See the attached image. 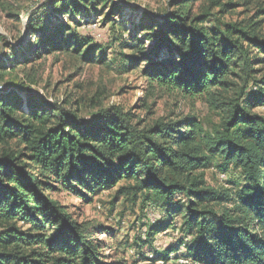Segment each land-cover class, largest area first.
Instances as JSON below:
<instances>
[{
  "label": "trees",
  "instance_id": "trees-1",
  "mask_svg": "<svg viewBox=\"0 0 264 264\" xmlns=\"http://www.w3.org/2000/svg\"><path fill=\"white\" fill-rule=\"evenodd\" d=\"M101 1L111 0H58L55 5L67 6L60 7L62 15L70 10L90 16ZM177 4L179 10L159 25L160 38L152 48L156 53L164 46L178 56L162 60L174 65L153 75L159 83L202 93L221 86L236 63L251 68L246 41L264 56V39L257 34L238 24L207 26L205 16L186 11L188 0ZM74 36L80 49L92 43L69 24L53 38L71 41ZM15 101L16 96L0 92V143L18 140L27 154H1L0 227L21 222L29 229L20 233L9 227L1 233L0 264H104L75 211L70 213L54 195L111 189L123 180H136L119 189L132 202L142 193H152L163 204L177 195L187 197L181 227L192 237L187 249L192 263L264 264V117L252 111L264 106V89L248 106L224 104L225 116L212 133L191 118L158 121L151 131L140 130L117 107L87 122L69 110L52 109L58 114L55 124L42 129L15 117ZM216 157L241 171L237 189L207 185L202 172ZM218 174L227 179L225 172Z\"/></svg>",
  "mask_w": 264,
  "mask_h": 264
},
{
  "label": "rangeland",
  "instance_id": "rangeland-1",
  "mask_svg": "<svg viewBox=\"0 0 264 264\" xmlns=\"http://www.w3.org/2000/svg\"><path fill=\"white\" fill-rule=\"evenodd\" d=\"M56 1L0 0V92L16 96L15 117L20 121L51 129L58 115L52 109L69 110L87 122L117 107L140 130L151 131L158 121L183 123L191 118L212 133L225 116L224 104L237 101L248 106L264 89V56L248 41L244 47L251 68L236 63L219 87L186 92L155 80L159 69L168 71L174 65L162 60L178 57L164 46L152 51L160 38L159 25L179 10L178 1L185 0L101 1L90 16L70 10L62 15L60 7L67 6L55 5ZM188 2L186 11L190 9L192 17L205 16L207 26L238 24L264 39V0ZM63 24L75 27L78 35L92 43L80 49L75 36L71 41L53 38ZM89 49L92 53L87 55ZM256 85L259 90L253 93ZM21 111L26 115H20ZM252 111L264 117V106ZM2 152L27 154L18 140L0 143V157ZM210 168L202 172L210 187L237 189L243 183L241 171L225 166L218 157ZM218 172H225L227 179ZM135 181L123 180L117 187L81 194L64 191L54 199L70 213L75 211V220L84 224L100 248L104 264H194L187 252L192 237L181 227L187 197L177 195L170 204H163L152 193H142L132 202L119 189ZM9 227L20 233L29 229L21 222H10L0 227V239Z\"/></svg>",
  "mask_w": 264,
  "mask_h": 264
},
{
  "label": "built area",
  "instance_id": "built-area-1",
  "mask_svg": "<svg viewBox=\"0 0 264 264\" xmlns=\"http://www.w3.org/2000/svg\"><path fill=\"white\" fill-rule=\"evenodd\" d=\"M221 178L224 179V178H226V176L225 175H221Z\"/></svg>",
  "mask_w": 264,
  "mask_h": 264
}]
</instances>
